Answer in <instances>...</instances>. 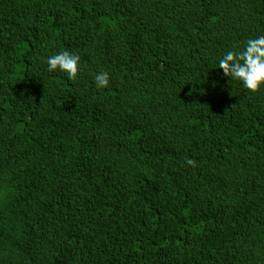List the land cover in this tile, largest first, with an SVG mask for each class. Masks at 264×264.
<instances>
[{
    "label": "trees",
    "instance_id": "16d2710c",
    "mask_svg": "<svg viewBox=\"0 0 264 264\" xmlns=\"http://www.w3.org/2000/svg\"><path fill=\"white\" fill-rule=\"evenodd\" d=\"M258 35L264 0H0V264H264V87L212 83Z\"/></svg>",
    "mask_w": 264,
    "mask_h": 264
},
{
    "label": "clouds",
    "instance_id": "9594fccd",
    "mask_svg": "<svg viewBox=\"0 0 264 264\" xmlns=\"http://www.w3.org/2000/svg\"><path fill=\"white\" fill-rule=\"evenodd\" d=\"M79 54L67 50L47 57V71H59L70 80H75L81 71ZM219 80H214L213 87L224 79L238 81L245 89L256 92L264 87V35L249 38L239 51L228 50L219 59ZM97 89L105 88L110 83V74L106 71L98 72L94 76ZM188 164H194L188 160Z\"/></svg>",
    "mask_w": 264,
    "mask_h": 264
}]
</instances>
